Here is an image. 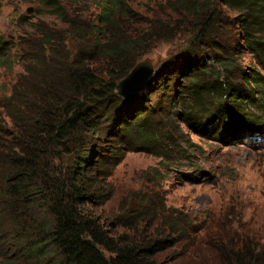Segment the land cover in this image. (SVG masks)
Segmentation results:
<instances>
[{
    "label": "trees",
    "instance_id": "1",
    "mask_svg": "<svg viewBox=\"0 0 264 264\" xmlns=\"http://www.w3.org/2000/svg\"><path fill=\"white\" fill-rule=\"evenodd\" d=\"M72 1L67 0L82 8L78 13L64 0H41L68 27L40 30L32 47L23 44L13 53L0 37V67L12 71L18 62L23 70L6 99L10 130L1 127L0 118V264H168L161 257L172 249L175 262L188 257L184 264H211L209 255L196 252L198 244L183 243L191 241L192 222L166 217L155 203L141 204L129 219L117 217L108 225L124 231L108 229L86 205L104 204L93 201L105 192L98 176L110 177L113 169L99 161L88 172L85 155L100 144L116 164L126 152L170 157L174 130L163 126L151 106L142 108L137 97L125 101L118 90L157 43L181 34L188 45L169 60L175 64L171 70L178 66L168 82L180 77L173 92L200 104L209 96L220 101L211 115L216 131L264 132L261 120L232 108L255 102L263 86L261 73L244 71L234 57L248 51L264 65V0L168 1L169 9L181 14L139 30L134 27L142 17L127 0H101L92 21L80 16L83 0ZM234 26L239 39L226 45ZM206 48H213L214 58L204 61ZM161 78L167 77L158 73L160 84L150 86L153 94L164 83ZM182 119L189 121L191 112H183ZM207 120L195 124L204 128ZM152 170L151 180L160 176ZM8 227L14 232L10 241L3 233ZM234 237L214 247L219 260L212 264H264V238Z\"/></svg>",
    "mask_w": 264,
    "mask_h": 264
},
{
    "label": "rangeland",
    "instance_id": "2",
    "mask_svg": "<svg viewBox=\"0 0 264 264\" xmlns=\"http://www.w3.org/2000/svg\"><path fill=\"white\" fill-rule=\"evenodd\" d=\"M68 1L74 4V1ZM168 1L174 0H127L129 6L142 17L134 29L145 28V23L150 25L160 20L164 24L177 18L181 13H174L169 9ZM64 2L71 6L67 0ZM82 2L84 8L83 12H79L80 16L94 20L101 12V0ZM72 9L73 13H78L82 8L74 5L70 9L71 12ZM224 10L229 18L234 16ZM67 27L68 24L57 20L50 13L49 7L42 5L41 0H0V37L9 41L13 53L18 50V54L23 44L28 45L27 47L35 45L34 40L38 39V33L40 34L42 29L57 30ZM227 32L229 33L225 36V44H235L239 39V30L234 26ZM187 45V38L181 34L170 41L157 43L140 61H151L155 74L136 100L142 104V108L151 106L160 114L159 120L163 121V126L167 130H174L173 142L169 147L170 157L164 159L148 153L126 152L122 162L116 164L115 159L105 158L107 155L105 151H100V144H96L94 153L90 146V153L85 155L88 172L97 169L99 161L104 162L106 168L113 170L110 177L98 176L103 181L105 192L93 201L104 200V204H88L86 207L100 218L108 229H119L122 232L124 230L116 225H108L114 223L117 217L129 219L135 210L137 213L141 204L155 203L162 208L161 212L164 211L166 217L185 218L192 222L194 229L190 236L187 235L191 237V241L187 238L183 243L198 244L196 252L209 255L207 262L212 264L213 258L219 260L214 247L227 239L230 240L233 236L235 239L236 235L264 238V132L247 136L235 131H216L212 126L217 121L211 120V115L216 112L220 101L209 96L207 99L202 98L204 103L200 104L189 96L180 98L179 92H173L180 77L177 78L176 75L168 82V73L171 74L178 66L171 70L175 64L169 60ZM206 49L204 61H207V57L213 59V48ZM234 58L244 71L253 73L256 70L264 77V65L262 66L248 51ZM22 72L18 62L12 71L0 67V118L3 120L1 127H5L6 131L12 127L6 115V99L10 97L12 86ZM158 73L167 78H161L164 83L153 94L149 89L151 85L156 88L160 84V80H156ZM224 77L225 75L221 80ZM235 83L241 84L240 78L235 76ZM262 85L255 102L232 105V108L240 110L245 118L261 120L264 124V82ZM185 111L191 112L189 121L182 119ZM200 118L208 119L204 128L195 124ZM5 134L4 132L2 136L5 137ZM152 169L160 170V176L153 180ZM4 225L6 224L3 223L2 226ZM3 233L9 236V241L13 240L14 232L9 227L8 230L4 229ZM1 245L2 242L0 261L4 254ZM173 250L163 253L161 261L168 264H184L189 260L184 257L182 261L175 262ZM202 251L204 253H201Z\"/></svg>",
    "mask_w": 264,
    "mask_h": 264
},
{
    "label": "water",
    "instance_id": "3",
    "mask_svg": "<svg viewBox=\"0 0 264 264\" xmlns=\"http://www.w3.org/2000/svg\"><path fill=\"white\" fill-rule=\"evenodd\" d=\"M155 74L151 61L138 63L132 71L119 83L118 96L129 101L138 96L145 89Z\"/></svg>",
    "mask_w": 264,
    "mask_h": 264
}]
</instances>
